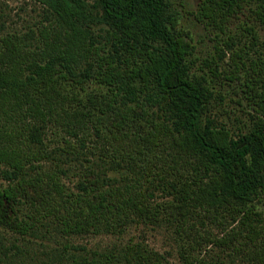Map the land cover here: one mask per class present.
Listing matches in <instances>:
<instances>
[{
  "label": "trees",
  "instance_id": "obj_1",
  "mask_svg": "<svg viewBox=\"0 0 264 264\" xmlns=\"http://www.w3.org/2000/svg\"><path fill=\"white\" fill-rule=\"evenodd\" d=\"M32 1L53 17L37 28L34 43L17 33L0 37V165L8 183L0 187V229L24 237L45 221L69 238L117 235L134 221L166 222L182 243L181 264H221L192 255L204 244L264 264V216L254 209L264 198L259 73L244 86L249 123L234 137L211 116L216 97L209 80L192 71L193 48L173 1ZM193 17L216 31L218 56L231 51L234 79L246 42L264 33V0H199ZM237 24L245 40L232 50ZM258 61L264 66V58ZM208 67L212 76L221 74L216 62ZM48 128L56 143L49 151ZM87 142L118 178L92 167L77 170L76 191H70L60 162L42 171L41 162L71 160L89 149ZM157 191L162 201H154ZM206 223L220 227V236L206 235ZM68 249L67 243L63 251L51 249L47 264L116 262L112 251L86 257L67 256ZM117 256L129 264H162L138 244Z\"/></svg>",
  "mask_w": 264,
  "mask_h": 264
},
{
  "label": "rangeland",
  "instance_id": "obj_2",
  "mask_svg": "<svg viewBox=\"0 0 264 264\" xmlns=\"http://www.w3.org/2000/svg\"><path fill=\"white\" fill-rule=\"evenodd\" d=\"M170 1H173V7L178 12V27L193 48L190 57L192 71L196 76L202 75L209 80V85L216 97L215 101H212L211 116L229 128L232 135L236 137L247 128L249 123V107L247 106L246 88L244 86L254 77L253 71L258 72L264 80V72L261 73V68L264 66L258 61V59L264 58V33L258 32L259 39L256 42L252 44L246 42L241 58L243 65L234 74V79L230 80L232 66L229 62V56L231 51L223 50L225 52L222 51L221 56H218L215 50L216 40L214 39L216 31L205 28L193 17L199 0ZM52 18L44 7L32 0H0V37L9 33H17L28 44L32 45L37 36V28L49 23ZM94 26L95 32H98L101 25L95 24ZM231 30L232 34L237 35V38L233 40L232 50H238L243 46L245 38H241V30L238 28V24L233 25ZM242 35L247 36L244 32ZM254 61H258L259 67L252 70L254 69L252 64ZM214 62L218 64L217 69L221 73L216 76L211 75L208 67V65L213 66ZM90 88H94V86L91 85ZM53 132L50 128L46 130L47 135L44 144L48 151L56 147L52 138ZM86 146L89 149L72 156L71 160H67L66 157L56 159L52 157L51 163L41 162L42 171H48L51 169L52 163L60 162L62 169L65 170V175L61 176V182L70 191H76L77 170L86 173L88 172L87 169L92 167L99 173L118 178L117 172H111L107 168V164L100 162L98 158L93 156L92 152L96 153L97 151L90 148L92 145L89 142L86 143ZM53 160L54 162H52ZM64 163H71L77 167L74 169L72 165L67 166ZM3 170L4 167L0 165V187L2 188L8 184L2 178ZM162 197L164 195L157 191L154 195V201H162ZM254 209L264 216V198L254 201ZM198 224L200 225L199 218ZM229 224L232 225L231 222ZM39 227L38 230H33L31 234L24 237L0 229V264H47V261L53 257H50L53 255V251H63L65 243L69 245L66 252L67 256L77 252L86 257H92L93 254L112 251L115 256V264H129L122 256L117 255L125 247L138 244L146 248L150 255H157L162 264H181L182 243L176 237L174 228L166 222L150 225L134 221L117 235L100 233L69 238L57 236L54 227L48 222L43 221ZM201 229L211 237H218L222 233L220 227L208 223ZM191 253L207 262L247 264L240 252L216 248L209 244L201 245L198 250Z\"/></svg>",
  "mask_w": 264,
  "mask_h": 264
}]
</instances>
